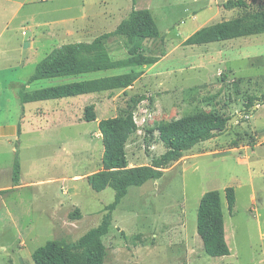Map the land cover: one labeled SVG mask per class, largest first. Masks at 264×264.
Instances as JSON below:
<instances>
[{
	"label": "rangeland",
	"instance_id": "1",
	"mask_svg": "<svg viewBox=\"0 0 264 264\" xmlns=\"http://www.w3.org/2000/svg\"><path fill=\"white\" fill-rule=\"evenodd\" d=\"M234 2L0 0V264H35L38 247L76 242L110 214L115 191L97 192L87 180L103 169L100 120L133 113L138 130L126 144L128 163L153 165L167 150L157 127L201 110L227 118V128L167 164L160 178L129 188L110 214L104 264H264V35L183 44L198 28L239 17L245 9ZM133 8L150 9L160 29L143 52L166 54L135 67L139 77L126 89L76 96L68 129L44 131L36 122L44 110L19 100L37 64L59 45L114 31ZM106 47L114 60L128 56L125 38H109ZM129 70L40 79L26 89ZM90 104L93 122L83 119ZM228 186L236 189L231 212ZM210 190L222 193L228 256H209L197 232L200 200Z\"/></svg>",
	"mask_w": 264,
	"mask_h": 264
},
{
	"label": "trees",
	"instance_id": "2",
	"mask_svg": "<svg viewBox=\"0 0 264 264\" xmlns=\"http://www.w3.org/2000/svg\"><path fill=\"white\" fill-rule=\"evenodd\" d=\"M235 5L245 11L237 18L219 21L199 28L184 42V46L202 45L212 42L237 39L250 35H264V0H235ZM254 6V7H253ZM112 37L125 38L128 56L114 60L107 47L106 40ZM160 29L152 12L148 8H133L127 18L114 31L104 33L91 42H71L54 48L36 66L35 72L19 91V100L24 105L29 102L76 97L84 94L114 91L130 87L139 77L135 67L154 64L159 56L143 52L144 42L158 39ZM129 68L128 72L102 76L66 84L49 86L27 91L30 83L48 78L78 76L93 72ZM264 101V95L262 97ZM255 105L250 99L248 107ZM84 121H96L95 105L84 109ZM228 119L216 113L204 110L196 111L157 127L159 139L167 150L156 159L153 165L130 166L126 144L130 136L138 130L133 113L104 118L99 121V129L104 145L103 169L87 177L93 190L101 192L110 187L115 191L114 200L107 206L110 214L126 196L132 186H142L146 182L162 176V168L170 162L180 159L183 153L200 142L206 141L223 131ZM20 164L16 160L13 167V183L19 185ZM230 212L236 203V189L228 186L224 189ZM102 223L89 230L76 242L65 239L48 241L32 254L35 264H104L107 249L103 237L109 232L111 215ZM79 216V213H76ZM197 232L205 252L211 257H223L231 254L226 239L225 214L222 193L210 190L203 194L197 214Z\"/></svg>",
	"mask_w": 264,
	"mask_h": 264
},
{
	"label": "crops",
	"instance_id": "3",
	"mask_svg": "<svg viewBox=\"0 0 264 264\" xmlns=\"http://www.w3.org/2000/svg\"><path fill=\"white\" fill-rule=\"evenodd\" d=\"M199 29V28H198ZM197 31V30H196ZM195 32V31H194ZM193 32V33H194ZM79 42V41H77ZM66 44V43H64ZM63 45V44H62ZM61 46V45H59ZM57 46V47H59ZM56 48V47H55ZM69 77V76H64ZM62 78V77H57ZM63 79H59V84H66L68 82H63ZM75 97H66V98H59V99H51V100H40L36 102H29L24 104V108L28 104H35L38 105L39 108L41 107L44 111H42V114L44 117H41L40 119H36L37 124H40L43 120V130L47 131H54L57 129L64 130L68 129V123L70 119H73L74 117V106L73 101ZM27 117L24 115L23 119H26ZM46 118H50L52 121V125L48 126L46 124ZM67 124L65 127L60 128L61 125ZM42 131V129H41ZM24 133V131H23Z\"/></svg>",
	"mask_w": 264,
	"mask_h": 264
},
{
	"label": "water",
	"instance_id": "4",
	"mask_svg": "<svg viewBox=\"0 0 264 264\" xmlns=\"http://www.w3.org/2000/svg\"><path fill=\"white\" fill-rule=\"evenodd\" d=\"M228 122H229V121H227V124H226V127H225V129H226V128H227V126H228ZM225 129H224V130H225Z\"/></svg>",
	"mask_w": 264,
	"mask_h": 264
}]
</instances>
